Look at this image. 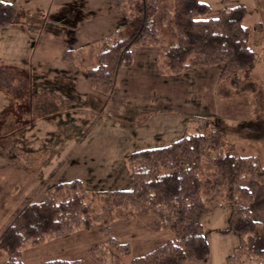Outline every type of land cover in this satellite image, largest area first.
<instances>
[{"label":"rangeland","instance_id":"374dc122","mask_svg":"<svg viewBox=\"0 0 264 264\" xmlns=\"http://www.w3.org/2000/svg\"><path fill=\"white\" fill-rule=\"evenodd\" d=\"M55 1L50 14L45 8L46 0H16L17 23L0 32V233L27 202L41 201L46 188L56 183L77 179L89 193L129 189V155L182 137L192 120L220 124L239 154L256 155L264 166V137L246 128L259 124L253 102L245 97L216 99L220 66L190 69L162 79L155 48L132 46L129 66L119 69L126 72L124 76L136 77L131 79L136 90H142L141 84L150 77V90H157L158 99L148 103L141 97L132 106L113 101L104 110L90 108L97 102L89 98L92 95L83 93L85 89L71 90L68 84L56 80L67 78L74 83L84 76L83 71L78 75L75 68L64 61L65 65L62 64L60 50H78L87 43L81 37L101 40L123 26L124 15L113 10L109 0ZM202 2L209 6L211 15L236 5L247 9L246 15L253 9L252 0ZM54 8L59 10L53 11ZM52 14L57 17V26L52 22ZM245 18L243 22L248 25L258 20L256 15L244 21ZM258 37H264L263 25L260 32L253 33L251 41V47L260 53L262 40ZM83 57L89 58V54ZM253 74L264 87V63L258 64ZM41 88L45 92L51 89L68 100L74 98L73 111L62 112L64 104H54L50 93L37 91ZM99 100L102 105L107 102V98ZM134 113L139 114L133 119ZM45 121L49 124L43 125ZM146 125L149 129L145 131ZM245 185L253 192V218L264 222V181H248ZM230 210L231 205L226 202L202 216L207 254L200 261L182 264H226V258L239 242L238 234L230 227ZM110 225L116 242L123 246L118 255L107 245H101L105 238L93 227L26 248L21 261L117 264L115 260L119 259L118 264H131L133 259L172 238L169 230L154 228L151 215L124 213L117 215ZM95 247H99L96 258L89 253ZM5 258L0 250V263Z\"/></svg>","mask_w":264,"mask_h":264},{"label":"trees","instance_id":"16d2710c","mask_svg":"<svg viewBox=\"0 0 264 264\" xmlns=\"http://www.w3.org/2000/svg\"><path fill=\"white\" fill-rule=\"evenodd\" d=\"M46 3L47 10L51 4L49 0ZM109 3L123 13V26L101 40H90L78 50L62 54L69 67L83 71L92 90L109 95L119 68L131 62L130 47H153L162 79L190 69L220 66L216 99L251 100L259 124L246 128L264 137V87L253 74L255 67L264 63V37H258L261 52H255L253 33L260 32L262 25L243 22L247 9L236 5L211 15L202 0ZM16 14V0H0V32L17 23ZM190 123L183 136L168 145L129 155V189L89 193L77 179L47 187L41 201L27 202L0 233V250L6 257L0 264H23L22 250L93 227L105 238L101 245L118 255L123 246L116 242L110 224L124 213L151 215L155 229L172 233V238L131 264L200 261L207 254L201 218L226 202L231 205L230 227L239 237L226 264H264V222L253 218V192L245 185L248 181L262 183L264 166L256 155L239 154L220 124ZM99 247L89 250L94 258ZM42 264L85 262L52 260Z\"/></svg>","mask_w":264,"mask_h":264},{"label":"crops","instance_id":"0c3cea01","mask_svg":"<svg viewBox=\"0 0 264 264\" xmlns=\"http://www.w3.org/2000/svg\"><path fill=\"white\" fill-rule=\"evenodd\" d=\"M50 1L51 0H49V2ZM252 3H253V9H251V10L248 11V14L246 15V17L248 18V17H250L252 15H256V17H258V20H256L255 22L260 23L261 25L264 26V1L263 0H252ZM50 4L51 5L48 8V13L50 12V14H51L52 7H55L56 1L55 0H52V2ZM57 10H59V9L58 8H54L53 11H57ZM52 16H53V21L52 22H53V24L56 25L57 20L55 18H57V17L54 14H52ZM247 18H245L244 21H246ZM253 24H251V25H253ZM246 25H248V24H246ZM81 38L83 40H87L86 42L89 41V39L86 38V37H81ZM65 50H68V49L67 48L61 49L60 50V53L63 54V52ZM60 55H59L60 61L62 62L63 65H65V63L62 60V55L61 56ZM62 64H60V66H62ZM74 70H77V69H74ZM78 72H80V70H77V72H76L79 75ZM124 73H126V72H124L121 69H119L118 74H117V80L115 82V86L113 88V91L109 95H107V96L101 95V94L93 91L88 86V84H87L86 79H85L84 76H83V78H77L74 83L71 82V80H73V79H67V78H60V77H58V78H56V80L57 81H60V83H66V84H68L69 85L68 88L71 89V90L72 89L74 90L75 88L85 89L83 91V93L86 94V95H92V96H89V98L90 99H93V100H95L97 102V104H94V105H92L90 107V108H93L96 111L98 109H102V110L106 109V106H108L113 101H117V104L120 103V102H126L129 106H132L133 103L135 102V100L137 98H141L142 97V99L143 98L146 99V101L148 103H150L151 101H156L158 99V96L156 94L157 90H154V92H152L150 90L151 89V83H153V82H151L149 80L150 77H148V79H146L145 82H143L141 84V88H143L142 90H136V89L133 88L134 85H135L134 79H133V83H131V79L132 78H136V77L130 76V75L124 76ZM45 90L46 89L41 88V89H39L37 91L38 92H42L44 95H47L48 93H50L49 94V98L51 97L52 101H54V104L55 103L56 104H59V103L64 104V106L62 108V112L65 111V109H66L67 112H72L73 111L74 106H75V103L73 102L74 101V98H73V100H68L66 96L65 97H61V96L57 95L56 92H53L51 89L49 90V92H45ZM30 94L32 95L33 93L30 92ZM123 96H128V98L122 99ZM99 97L107 98V102L105 103V105H102L101 100H99ZM79 99L81 100V102H84L80 97H79ZM51 107H52V105H51ZM129 109H131V107H129ZM138 114L139 113H134L131 116L134 119V118H136L138 116ZM54 115H55V112H54ZM54 121H56V120H54ZM47 124H49V123H47V121H45L43 125H47ZM43 125H40V127L43 126ZM146 128L149 129V126L146 125L143 128V130L146 131ZM172 141H174V139H171V141L167 142L164 145H167V144H169ZM164 145H159V146H164ZM14 147L15 146L12 145L11 149H13Z\"/></svg>","mask_w":264,"mask_h":264}]
</instances>
